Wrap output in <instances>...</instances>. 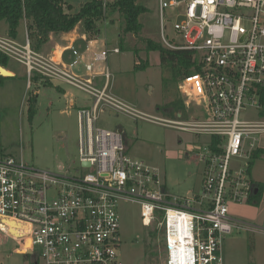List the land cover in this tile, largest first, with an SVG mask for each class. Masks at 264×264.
I'll return each instance as SVG.
<instances>
[{
	"label": "built area",
	"instance_id": "1",
	"mask_svg": "<svg viewBox=\"0 0 264 264\" xmlns=\"http://www.w3.org/2000/svg\"><path fill=\"white\" fill-rule=\"evenodd\" d=\"M100 1L108 10L110 0ZM158 5L159 43L193 51L196 71L183 79L179 92L187 111L195 108L194 120L181 113L175 120L151 117L135 109L112 94L108 68L96 75L87 64L86 75H77L34 50L28 33L21 45L0 37V52L26 65L30 87L36 78L61 81L93 102L77 110L79 161L86 171L72 174L62 164L54 172L22 156L0 154V232L18 244L15 252L30 251L43 264H123L122 202L140 205L143 225L162 234L164 264H224L226 236L264 235V220L231 215V205H252L258 194L251 166L264 121L247 120L242 113L264 108V0H158ZM168 9L176 12L172 23L165 18ZM170 25L184 44L167 40ZM120 51L97 53L95 61ZM99 76L102 87L95 83ZM105 110L205 138L188 147L203 164L201 189L172 194L159 167L128 155L122 129L99 125ZM2 219L26 226L27 232L17 230L14 236Z\"/></svg>",
	"mask_w": 264,
	"mask_h": 264
},
{
	"label": "rangeland",
	"instance_id": "2",
	"mask_svg": "<svg viewBox=\"0 0 264 264\" xmlns=\"http://www.w3.org/2000/svg\"><path fill=\"white\" fill-rule=\"evenodd\" d=\"M88 1L91 0H65L67 5L73 7L72 13L80 11L83 3ZM114 1L109 2L112 4ZM138 1L148 9L147 14L141 18L144 24L143 37L160 42L158 0ZM175 15L173 9L165 12V18L171 23L175 20ZM121 22L119 13L108 9L104 21L100 24L99 33L89 40L78 38L74 50L66 53L65 60H71L70 64H74L72 69L75 74L84 76L86 65L77 59V54H88L94 74L103 75L107 68L109 69L111 92L114 96L151 117L175 120L174 117L167 115L169 107L178 100L180 105L185 104L180 96L179 80L162 65L159 52H140V58H147L150 67L147 70L136 71L135 64L139 57L130 48L135 45L142 46L138 37L128 35L127 49L116 54L110 53L107 61H95L97 53L114 50L116 47L121 49L119 44ZM168 28L171 30L167 31L168 41L185 43L176 35L171 25ZM8 30V23L2 20L0 37L7 36ZM76 30L84 32L80 24ZM26 33V23L22 20L18 37L15 39L18 44L25 43ZM42 53L46 55L49 52L44 50ZM6 66L15 73V76H0V154H12L18 159L22 156L28 163L54 172H58L62 164L70 169L72 174L86 171L80 166L79 161L77 110H73L75 114L72 115L64 113L63 110L71 104V98L78 104L89 103L91 106L93 103L91 96L61 81L41 84L34 81L30 87L26 65L8 57ZM95 83L102 87L105 84L104 77L99 76ZM63 90L69 93L68 97L64 96ZM31 95H36L37 103V112L32 119L29 118L28 103ZM194 109L189 112L185 108L179 113L183 114L184 120H194L192 118ZM198 109L197 107L196 110ZM242 117L250 121H264V108L251 109L242 113ZM99 125L109 130L122 129L128 146V155L159 167L166 187L172 194L185 196L190 191L196 193L201 189L203 164L195 156L196 152L189 153L188 147H195L205 138L158 123L135 120L123 113L113 116L110 110L101 112ZM261 142L264 144V135L260 136V144ZM260 161H264L263 158L253 159L252 168L255 172L258 167L264 172V163ZM263 202L264 196L261 205ZM249 206L252 205H231V215L254 222L250 214L260 206ZM140 208V205L134 203L122 202L119 205L122 240L119 254L122 262L164 264L162 234L154 230L155 227L147 228L143 225ZM229 240H233V243L228 242ZM17 247L18 244L14 240L0 232V264H32V256L15 252ZM223 248L224 264H264V235L236 231L233 235L226 236ZM39 264L43 262L40 261Z\"/></svg>",
	"mask_w": 264,
	"mask_h": 264
},
{
	"label": "trees",
	"instance_id": "3",
	"mask_svg": "<svg viewBox=\"0 0 264 264\" xmlns=\"http://www.w3.org/2000/svg\"><path fill=\"white\" fill-rule=\"evenodd\" d=\"M109 9L117 11L121 18V30L119 44L120 50L128 48L126 36L132 35L139 38L142 47L135 45L130 49L139 57L135 64V70H147L150 62L147 58H140V52H159L160 62L170 70L173 77L179 80L180 85L184 78L196 71L193 61V51L169 50L161 43L143 37L144 24L141 18L147 14L148 9L139 3L138 0H115L109 5ZM73 7L67 5L64 0H0V22L5 20L8 23V36L16 39L18 37L19 25L22 20L26 21L31 46L37 52H41L52 35L70 33L80 24L83 26L88 38L96 36L100 31V24L105 19L107 10L104 9L100 0H91L81 6L80 11L72 13ZM8 56L0 52V66L7 68ZM48 83L38 78L35 83ZM264 105V90L261 92ZM29 118L32 119L37 112L36 95L28 98ZM162 109V108H161ZM165 108L163 107V110ZM185 110V105L180 101L174 102L169 107L167 115L174 117L180 110ZM262 149L254 152L255 159L260 155ZM253 164V162H252ZM252 167V166H251ZM258 194L253 198L252 206H259L263 196V185L257 183ZM25 256H31L26 254ZM32 264H39V257L32 256Z\"/></svg>",
	"mask_w": 264,
	"mask_h": 264
},
{
	"label": "crops",
	"instance_id": "4",
	"mask_svg": "<svg viewBox=\"0 0 264 264\" xmlns=\"http://www.w3.org/2000/svg\"><path fill=\"white\" fill-rule=\"evenodd\" d=\"M25 23H26V21H25ZM27 33H28V30H27ZM2 37H9V36L7 35V36H2ZM80 37L83 40H89V38L85 34V32L80 33V31H78L76 29L70 33H61L58 35H52L50 38V41L46 45H44L42 52L44 50L45 51L47 50L49 53L46 55L51 56L58 61L59 60L62 61V63L66 64L67 66L73 67L74 64H70V62H69L71 60H69V61L65 60V55L68 51L74 50V46H75L74 44L76 43V41ZM68 59H71V57H68ZM77 59L81 60L82 63L87 65V64H89L90 56L88 54L80 55L78 53ZM8 70L11 71L10 69H8ZM11 72L15 75V73L13 71H11ZM63 92H64V96L68 97L69 93L65 92L64 90H63ZM70 102H71V104L68 106V108L63 110L64 113H67L70 115L75 114V111L79 110V108H81V107H86V106L89 107L90 106L89 103H86L83 105L78 104V102H76V101L74 102L72 98H71ZM73 110H75V111H73ZM259 149H262L263 151L259 153L260 155L258 156L257 159L263 158V160H264V144H262V142H261V144L259 143ZM260 163H264V161H260ZM252 176L257 183H260L263 185V196H264V172H261L259 170V167H258V170L256 172L254 171V168H252ZM263 196H262V199H263ZM260 205H261V203H260ZM253 206H255V205H253ZM253 206H249V207H253ZM250 218L253 221L254 220L255 221H263L264 220V202L262 203V205L260 206L259 209H255L252 211V213L250 214ZM228 242L233 243V240H229ZM228 248H230V247H228Z\"/></svg>",
	"mask_w": 264,
	"mask_h": 264
},
{
	"label": "bare ground",
	"instance_id": "5",
	"mask_svg": "<svg viewBox=\"0 0 264 264\" xmlns=\"http://www.w3.org/2000/svg\"><path fill=\"white\" fill-rule=\"evenodd\" d=\"M2 221L4 222V224H8V226L11 229V233L14 236H19V233H18L17 230H23L24 231V234L27 232L26 226H24L22 224H19V223L13 221V220H10V219H2ZM29 246H31V241L30 240H27L26 247H29Z\"/></svg>",
	"mask_w": 264,
	"mask_h": 264
},
{
	"label": "water",
	"instance_id": "6",
	"mask_svg": "<svg viewBox=\"0 0 264 264\" xmlns=\"http://www.w3.org/2000/svg\"><path fill=\"white\" fill-rule=\"evenodd\" d=\"M0 76L2 77H14L15 75L9 71L6 67L4 66H0ZM113 116H116L115 113H111ZM180 116V115H179ZM22 255H26L29 254L31 255L32 253L30 251L26 252V253H20Z\"/></svg>",
	"mask_w": 264,
	"mask_h": 264
},
{
	"label": "flooded vegetation",
	"instance_id": "7",
	"mask_svg": "<svg viewBox=\"0 0 264 264\" xmlns=\"http://www.w3.org/2000/svg\"><path fill=\"white\" fill-rule=\"evenodd\" d=\"M184 103V102H183Z\"/></svg>",
	"mask_w": 264,
	"mask_h": 264
}]
</instances>
